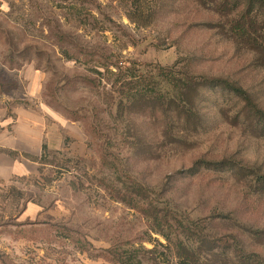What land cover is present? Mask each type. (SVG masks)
<instances>
[{
  "label": "rangeland",
  "instance_id": "obj_1",
  "mask_svg": "<svg viewBox=\"0 0 264 264\" xmlns=\"http://www.w3.org/2000/svg\"><path fill=\"white\" fill-rule=\"evenodd\" d=\"M196 2L165 0L155 22L141 28L127 20L126 0H0V85L7 86L5 94L25 107L30 104L24 96H30L83 136L81 143L65 142L67 148H46L38 185L30 178L0 183V226H20L0 228V264H113V248L139 246L154 251L144 255L145 264L160 262L159 253L168 252L159 246L166 242L151 229L152 218L115 199L117 166L126 169L128 164V176L154 192L167 176L200 159H228L264 172V136L245 125L238 98L210 88L199 87L194 99L200 119L195 129L191 126L177 141H164L158 134L161 127L146 121L142 146L147 152L132 160H127L126 149L109 148L107 160L113 165L105 167L100 141L87 133V118L108 86L91 88L82 82L95 75L78 51L80 45L88 49L86 54L95 48L112 54L111 61L119 57L143 66L176 65L177 71L187 68L195 77L235 83L264 110V68L252 63L249 48L235 47ZM84 15L90 17L86 23L77 21ZM29 71L40 76L36 93L28 91L23 77ZM177 178L168 183L171 209L180 206L196 226L223 209L248 226L264 228V203L238 177L204 170ZM139 198V208L146 210L145 202L156 196ZM30 202L34 205L28 206ZM258 252L264 256V247Z\"/></svg>",
  "mask_w": 264,
  "mask_h": 264
},
{
  "label": "trees",
  "instance_id": "obj_2",
  "mask_svg": "<svg viewBox=\"0 0 264 264\" xmlns=\"http://www.w3.org/2000/svg\"><path fill=\"white\" fill-rule=\"evenodd\" d=\"M164 2L165 0H126V18L137 27L148 28L164 8ZM196 5L198 8H205L208 15L216 19L218 25L229 34L235 47L246 46L250 49L252 63L264 68V0H197ZM89 18V15H84L77 21L86 23ZM77 49L83 53L84 62L94 67L95 76H85L82 82L91 88L102 84L108 86V91L98 97V106L92 108L86 126L91 139L100 141L101 159L105 167L113 165V162L107 160L111 159L107 155L109 148L126 149L130 155L127 160L147 152L142 146L145 140L142 125L146 121L161 127L158 128V134L164 141L173 137L177 141L182 139V133L191 131V126L195 129L200 123L198 114L193 109L199 87L226 92L238 98L243 105L245 125L252 132L264 136V110L258 106L250 92L235 83L204 76L195 77L187 68L177 71L176 65L171 68L143 66L120 61L119 57L111 61L109 58L113 55L100 53L99 48H95L93 54H86L88 49L84 45ZM65 56L73 59L67 52ZM0 86L3 88L0 94L5 93L7 86ZM45 150L43 148V154L38 160L41 165H44ZM42 169L43 167L40 173ZM129 169L127 164L126 169L117 166L113 172L115 185L119 183L118 188L113 186L116 188L115 199L152 218L151 229L163 237L166 243L159 246L168 252V255L159 253L160 262L154 261V264H264V256L258 252L264 247V228L248 226L239 221L233 211L223 209L220 213L212 212L205 224L196 226V222H191L182 214L180 206L171 209L169 199L172 187L168 184L175 176L191 178L204 170L229 173L243 180L250 195L264 203V172L260 167L243 166L228 159H200L192 167L167 176L155 188V192L145 187L138 178L128 176ZM32 180L34 185H38L35 181L37 179ZM11 191L14 189L11 188ZM150 194L156 196V199L145 202L146 210L140 209L136 199L145 197L148 200ZM157 205L162 207L158 208ZM225 223L231 226H219ZM6 225L8 224L2 223L0 228L20 227ZM153 252V249L145 250L142 246L124 250L115 247L111 250V262L145 264L147 261L144 255Z\"/></svg>",
  "mask_w": 264,
  "mask_h": 264
},
{
  "label": "crops",
  "instance_id": "obj_3",
  "mask_svg": "<svg viewBox=\"0 0 264 264\" xmlns=\"http://www.w3.org/2000/svg\"><path fill=\"white\" fill-rule=\"evenodd\" d=\"M23 77L28 91L32 89L36 93L39 74L29 71ZM24 99L29 107L22 106L9 94H0V183L37 179L43 167L38 161L43 148L59 150L67 148L68 140L75 144L83 141L82 134L72 123L41 105L36 106L30 96Z\"/></svg>",
  "mask_w": 264,
  "mask_h": 264
}]
</instances>
